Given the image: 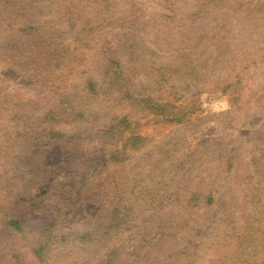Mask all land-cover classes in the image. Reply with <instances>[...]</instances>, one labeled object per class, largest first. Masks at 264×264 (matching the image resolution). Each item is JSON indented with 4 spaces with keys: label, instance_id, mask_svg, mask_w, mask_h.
Segmentation results:
<instances>
[{
    "label": "rangeland",
    "instance_id": "374dc122",
    "mask_svg": "<svg viewBox=\"0 0 264 264\" xmlns=\"http://www.w3.org/2000/svg\"><path fill=\"white\" fill-rule=\"evenodd\" d=\"M0 264H264V0H0Z\"/></svg>",
    "mask_w": 264,
    "mask_h": 264
},
{
    "label": "trees",
    "instance_id": "16d2710c",
    "mask_svg": "<svg viewBox=\"0 0 264 264\" xmlns=\"http://www.w3.org/2000/svg\"><path fill=\"white\" fill-rule=\"evenodd\" d=\"M103 79L106 80V82L108 81V86L113 89L114 87H117L118 85H121V78L120 75L117 74L116 69H113V73H107L106 77H103ZM87 88H88V93H91V95L96 96L98 94H100L98 92V83L97 80L93 77H90L87 80ZM127 90V89H126ZM132 96V95H131ZM127 97L134 99V100H140L135 98L134 96L130 97L127 95ZM173 109H175V106H172ZM176 116H174L175 118ZM178 117V116H177ZM75 121H79V122H84V123H90V125L94 126V118L90 115L87 114V112L83 111L81 112L79 115H77V118L75 119ZM43 132V131H42ZM43 134V133H42ZM38 149H41V146L38 147ZM115 154V152H113V155ZM112 155V156H113ZM116 156L113 157L114 161L116 160ZM98 164H103L105 165V162L108 161V159L104 158V156H101L100 159L98 158ZM112 217V218H111ZM4 227L7 229H10V231L21 235L24 233V227L22 224V221L20 219L17 218H13V217H8L6 218V220L4 221ZM120 219H118V217L116 215L110 216V218L108 219L107 222L102 223L101 225L95 227V229H93V231L88 232L87 235H92L94 233H96V229H99L98 232H101L102 230H105L106 232L113 230L114 226L119 224ZM106 234V233H103ZM46 245H40L39 249H38V253H42L45 250Z\"/></svg>",
    "mask_w": 264,
    "mask_h": 264
}]
</instances>
